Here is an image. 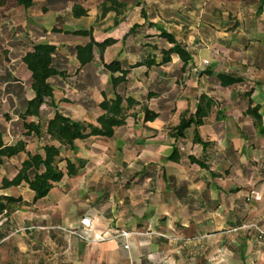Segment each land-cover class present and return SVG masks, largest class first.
<instances>
[{
  "label": "crops",
  "instance_id": "obj_1",
  "mask_svg": "<svg viewBox=\"0 0 264 264\" xmlns=\"http://www.w3.org/2000/svg\"><path fill=\"white\" fill-rule=\"evenodd\" d=\"M112 1L124 7L0 4V151L23 147L0 153V264H264V0ZM37 44L55 49L53 99L26 117L34 94L22 60ZM116 95L123 124L61 148L63 177L44 198L24 181L2 187L59 147L45 132L56 111L99 128L101 103ZM198 108L197 131L178 136Z\"/></svg>",
  "mask_w": 264,
  "mask_h": 264
},
{
  "label": "trees",
  "instance_id": "obj_2",
  "mask_svg": "<svg viewBox=\"0 0 264 264\" xmlns=\"http://www.w3.org/2000/svg\"><path fill=\"white\" fill-rule=\"evenodd\" d=\"M5 1H13L25 9H28L33 5V0H0V4ZM138 1V5H140L141 0ZM108 2L116 8L124 7L112 0H108ZM112 6L109 10H113ZM80 15H83V13H79L78 10L75 9L74 16L77 17ZM76 34L88 35L89 33L86 31H80ZM161 35L164 36L168 42H174V39L170 35L166 33H162ZM107 44H109V42H105L103 47ZM91 48L92 46L89 44L84 48L78 49L77 59L81 65H84L91 59ZM172 50L180 55L182 54L181 50L177 46ZM54 53L55 49L53 46L48 44H37L33 47L30 53H27L23 57L22 61L31 75V90L34 94L33 99L28 103L25 112L26 117L38 116L40 107L53 99V88L49 81L55 75L52 65ZM85 54H87V57L83 60L82 58ZM105 69L113 77H115V75L120 71L119 64L116 61L105 65ZM123 79L124 74L120 77L114 78L112 82L113 86H117L123 81ZM128 103L129 102H127V104ZM100 108L104 114L98 119L99 128L72 121L56 111L53 118L48 122L45 132L52 141L59 144V147L50 145L45 148L44 157L40 155L29 157L28 160L22 164V168L18 176L12 182L4 180L2 182V187L7 188L10 186H17L24 181L28 184L29 189L35 193L34 200L44 198L48 194L52 184L59 182L63 177V173L58 167L61 148L75 151L74 143L76 141L86 140L91 136L109 137L112 135L115 127L123 124L125 108L123 99L120 96L116 95L112 100H104L101 103ZM205 115L206 112L203 109L198 108L193 118H190L189 120H182L180 122L179 126L176 128L177 135L182 136L183 133L192 125H194L195 131H197V128L201 125ZM152 117L153 116L145 117V120H149ZM25 128L29 132H35V134H39L40 132L39 128L33 123L26 124ZM195 137L197 138V136ZM22 149V145H17L15 148H6L0 151V153L13 155ZM66 170L67 174L70 175H73L76 171L74 166L69 163H67ZM7 201L16 200L8 199ZM0 209H3L2 206H0Z\"/></svg>",
  "mask_w": 264,
  "mask_h": 264
},
{
  "label": "built area",
  "instance_id": "obj_3",
  "mask_svg": "<svg viewBox=\"0 0 264 264\" xmlns=\"http://www.w3.org/2000/svg\"><path fill=\"white\" fill-rule=\"evenodd\" d=\"M256 200H258L257 197H254ZM81 226L84 228H90L91 226V221L89 218H85L83 220H81ZM264 236V231L263 230H258V238L261 239Z\"/></svg>",
  "mask_w": 264,
  "mask_h": 264
},
{
  "label": "rangeland",
  "instance_id": "obj_4",
  "mask_svg": "<svg viewBox=\"0 0 264 264\" xmlns=\"http://www.w3.org/2000/svg\"><path fill=\"white\" fill-rule=\"evenodd\" d=\"M164 1V3L166 4V5H173V4H175V0H163ZM256 26H258V25H256L255 23H253L252 25H245V26H241V29H239V31L241 32V31H243L244 32V30H245V27H248L249 29L251 28V29H253V30H257V28H256ZM171 28L172 29H174V27L173 26H171Z\"/></svg>",
  "mask_w": 264,
  "mask_h": 264
}]
</instances>
